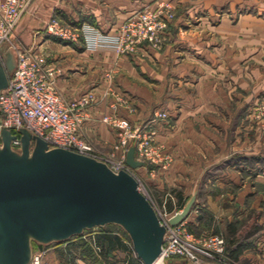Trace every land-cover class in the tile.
Segmentation results:
<instances>
[{"label": "crops", "instance_id": "obj_1", "mask_svg": "<svg viewBox=\"0 0 264 264\" xmlns=\"http://www.w3.org/2000/svg\"><path fill=\"white\" fill-rule=\"evenodd\" d=\"M158 1L34 0L24 12L14 37L26 46L34 42L41 45L49 61L59 68L58 85L66 100L77 99L87 91L96 93L97 100L85 113L82 125L89 139L104 142L117 140L116 128L103 120L106 114L128 117L137 125L144 122L140 120L146 114L142 108L138 113H131L126 106L117 105V96L111 94V86L119 94L135 95L142 102V107L167 108L173 117L170 122L160 121L157 124L158 139L164 145L161 147L162 156L168 152L172 156L168 155L165 162L145 164L135 168V171L145 177L149 187L162 191V194L166 192L167 196L166 190L170 186L180 185L185 189L182 192L184 197H187L190 194L188 180L193 181L198 175L193 188L198 189L207 170L208 159L213 158L215 178L241 187L235 197L220 194V200L215 203L213 222L227 229L229 251L241 264H264V190L255 193L252 183L244 182L240 170L243 166L249 169L244 162L237 159L236 164L229 165L225 161L230 157V161L234 160V152L253 149L251 137L254 123L248 121V117L237 121L233 117L236 109L248 110L254 104L253 79L256 71L251 66L255 60L253 38L239 40L231 34L230 38L220 37L222 39L215 41L214 37L185 35L187 32H183L180 25L184 22L180 18L178 32L186 37L181 40L182 45L169 46L164 52L150 49L149 55L140 56L135 61L116 58L119 69L113 80L108 71L116 59L113 58L115 61L111 63L109 52L88 50L83 43H67L43 32L52 16L67 23L80 25L86 21L103 30L116 29L128 15ZM188 13L193 14V11L188 8L183 15ZM238 26L221 22L216 28L222 35L223 30L233 33L232 30ZM192 43L193 49L190 47ZM258 92L264 94V87ZM224 111H229L224 118L210 116L213 113L218 116L225 114ZM232 124L235 131L228 148V144H223L224 138L220 137L222 129L219 127ZM242 131L246 132L240 133ZM217 145L220 147L217 153H210ZM225 148L227 151H224ZM245 155L248 157L247 153ZM220 173L221 176L218 175ZM225 174L230 176L224 178ZM257 180L264 186V175H258ZM204 184L208 185V181ZM254 210L258 211V215L251 213ZM193 216L194 213L190 214L188 220ZM256 226L260 228L259 232ZM50 258L53 264L59 263L56 246Z\"/></svg>", "mask_w": 264, "mask_h": 264}, {"label": "water", "instance_id": "obj_2", "mask_svg": "<svg viewBox=\"0 0 264 264\" xmlns=\"http://www.w3.org/2000/svg\"><path fill=\"white\" fill-rule=\"evenodd\" d=\"M6 47H4L5 49ZM13 51L0 55V93L15 68ZM22 146L3 127L0 142V264H28L35 243L67 241L87 229L116 223L129 234L137 257L154 264L170 235L152 201L132 172L115 171L96 157L49 142L28 128L20 129ZM126 162L145 165L131 146ZM195 192L170 218L185 220L196 202Z\"/></svg>", "mask_w": 264, "mask_h": 264}, {"label": "built area", "instance_id": "obj_3", "mask_svg": "<svg viewBox=\"0 0 264 264\" xmlns=\"http://www.w3.org/2000/svg\"><path fill=\"white\" fill-rule=\"evenodd\" d=\"M33 1L3 0L0 3L1 58L5 61V52L10 50L17 53L16 66L9 73L8 86L0 93V142L1 131L6 126L16 134L12 140L13 147L20 149L22 146L20 129L28 128L46 139L51 147L61 146L98 158L94 154L92 141L82 130L85 113L97 100L96 93L87 91L77 99L66 100L58 85L59 68L49 61L48 54L41 45L37 42L30 46H20L16 43L15 29ZM161 22L149 14H140L124 26L121 33L113 34L91 22L85 21L77 25L52 16L43 32L67 43H83L88 50L120 52L124 50V45L129 39L127 33L133 32V36L138 37L143 35L144 31L153 32L159 26L162 28L167 25L166 21H163L164 26ZM157 116L165 118L166 113ZM103 120L120 131L117 143L119 150L109 154L115 164L110 165L107 162L115 171L121 169L132 173L135 171V168L126 162L127 152L131 146L136 148V158L145 161V164L164 161L157 149L159 147L156 146L153 125L137 127L126 119L119 120L108 114ZM177 212L165 215L158 213L170 232L163 245L161 255L164 259L172 255H182L197 262H201V258H216L226 262L227 242L224 236L211 234L198 237L191 231L186 219L172 225L170 218ZM55 246L54 243H38L34 246L28 264H51L50 252Z\"/></svg>", "mask_w": 264, "mask_h": 264}, {"label": "rangeland", "instance_id": "obj_4", "mask_svg": "<svg viewBox=\"0 0 264 264\" xmlns=\"http://www.w3.org/2000/svg\"><path fill=\"white\" fill-rule=\"evenodd\" d=\"M188 8L193 11V14L188 13L183 15L184 11L188 10ZM145 13L147 15L149 14L151 16H154L155 19L157 18L158 21L160 20V22L162 21L161 23L163 24V26L165 25L163 21H166L167 25L162 28H160L159 26V28L153 30V32L145 33L144 31L143 35L138 37L133 36V32L127 33L129 39L124 45V50L120 52L110 50L97 51L109 52L110 56H112V63L115 61L113 58H126L128 61H135L136 58L140 56L149 55L151 50L157 52H164L169 46L179 47L180 45H182L181 40L186 38L183 37V34H180L178 32L179 29L177 28V22L180 18L181 21L184 22V24L180 23V26L183 28V32H187V34L185 35H194L196 37L208 36V38L214 37L213 40L215 41L222 39L220 37L230 38L231 34H233V36L239 37V40L243 38L246 39V37L253 38L252 40H254L255 60L251 63V66L253 65L256 71L255 77L253 79V86L255 88L256 93L254 98V104L248 110L236 109L237 111H234L235 113L233 117L234 119H236V121L237 119L240 120L243 117H248V121H252L254 123L252 133L253 135L251 137V139L253 140V149H250L249 152L242 151L244 154L247 153L248 157H250L251 159V162H242L244 165L246 164L245 166H248L249 169L247 170L243 166L242 169L240 168V175L243 178L244 182L248 181L249 183H252V185L255 187V193L263 192L262 189L264 190V186H262L263 184H258L259 181L257 180V177L258 175H264V94L262 92L257 93V91L264 87V73H259L261 71H264V0H183L179 2H174L173 0H160L155 3V5H147L144 8L131 13L130 15H128L125 21L121 23V25L116 29H110L105 31L113 34L121 33L124 26L128 25L130 21L136 19L140 14L145 15ZM221 22H227L232 25L238 24L239 26L237 29L232 30L233 33H231L230 30H223V34L221 35L218 32V29L216 28L217 25H219ZM15 40L16 43L20 46H26L21 44L17 39ZM190 47L193 49V43L190 44ZM13 53L17 62V53L15 51H13ZM117 59L114 63H112L111 69L108 71V76L112 77L113 80L116 79L115 73L119 69ZM130 80L133 79L130 78ZM225 81L226 79L224 80V82ZM110 91L112 95L114 94L115 96H117V105L120 104L122 106H126L129 112L131 113H138L142 108V110H144L146 114L145 116L140 117V120L144 121L143 124L140 123L138 125L134 124L128 117L119 116L118 114L108 115L112 117L114 116L119 120L126 119L131 122L133 126L137 127L153 125L152 129L156 132V146L159 147L157 149H159L160 154H162V148L164 147V145L158 139L159 128L157 124L160 121L170 122L173 117L170 111L167 110V108L148 109L147 107H142V102L135 95L126 93L119 94L117 91L114 90L113 86H111ZM229 99L232 100L231 98ZM160 113L162 115L166 113V117H158L157 115ZM224 113L225 114L219 116L213 113L210 116H223L224 118L228 115L229 111H224ZM113 127L116 128L115 126ZM219 128L222 129V136L220 137L224 138L223 144L224 146L228 144L229 148V144L233 141L232 134L235 131V127H233L232 124L230 126H222ZM116 130L118 133V138L114 142H104L90 138L95 149V156L102 159L103 161L105 160V162H108L110 165H114L115 161L114 159H111L109 157V154H111L113 151L119 150L117 143L120 137V131L118 128H116ZM244 132L242 131L240 133ZM218 149H220V147L217 145L215 148H213L212 151H210V153H217ZM224 151H227V149L225 148ZM235 153L236 152H234L232 156V159L234 160L230 161L231 157L229 159H225V161L228 162L226 164H236V161L238 159L236 155H244L243 153L239 152L235 155ZM168 155L172 156V153L168 152V154H166L165 156H161L164 162L167 160ZM213 160V158L208 159V163L206 164L207 170L205 174L202 175L203 179H200L201 185L198 189H193L195 188L194 186H196L195 182H197L198 175H195L196 177L193 180L194 182L188 180V191L190 192V194L185 197L186 202L195 192H197L198 198L196 199L198 200H196L194 207L190 213H194V216L190 220H188L189 218H186V221L191 231L198 237H205L211 234H219L224 236L227 242L226 262L219 261L216 258H201V262H197L182 255H172L165 259L164 264H241L240 261H238L236 257L232 254V252L229 251V232L226 228H222V226L220 227L218 223L213 222L215 218V203L220 200L221 195L224 193L225 195H227V197H235L237 196V193L241 190V187L233 185L229 181L226 182L225 180H221L220 178L216 179V174L214 173L215 166L214 164H212ZM152 163L153 162L147 164L151 165ZM219 165H221L220 162ZM132 174L136 176L145 194L152 201L159 214L165 215L171 212L180 211L183 208L179 207V205L177 204V193L180 191H185L184 187L180 185L170 186L169 189L166 190L168 194V198H166V192H163L162 194V191L149 187V183L142 174L136 171H134ZM218 175L221 176V173ZM229 176V174H225L223 177L228 178ZM205 181H208V185L204 184ZM171 201L173 202V205L175 207L173 208V210L169 211L168 205ZM251 213L258 215L257 210H254V212ZM106 228L119 229L116 225L112 224L106 226ZM102 229L103 227L101 226L87 229L84 233H82L81 236L73 237L71 238V240L63 242L61 244H56L58 258L60 260L58 264H92L84 256L80 255V253H83L80 248L76 249L70 246H72V242L76 240L78 241L81 237L87 239L88 241H91L94 244V237L100 231H102ZM255 229L257 230V232H259L260 230V228L257 226L255 227ZM244 235L245 232H243V236ZM121 255H124V253L121 252ZM50 261L51 264H53L51 258Z\"/></svg>", "mask_w": 264, "mask_h": 264}, {"label": "trees", "instance_id": "obj_5", "mask_svg": "<svg viewBox=\"0 0 264 264\" xmlns=\"http://www.w3.org/2000/svg\"><path fill=\"white\" fill-rule=\"evenodd\" d=\"M236 157L241 162H251L250 157L241 154H237ZM177 196V204L182 208L186 203V199L181 191L177 193ZM174 207L175 206L171 201L168 205V210L171 211ZM110 224L116 225L119 229L106 228V226H109ZM110 224L101 226L103 227L102 231L94 237L95 245L91 241L81 237L78 241L76 240L72 242V246L70 247L76 249L80 248L83 252L80 253V255L84 256L92 264H144L137 257L128 232L116 223ZM81 235L82 234H79L74 237ZM69 240H71V238ZM63 242H54V244H61ZM37 244L38 243H35V245ZM121 252H123L124 255H121Z\"/></svg>", "mask_w": 264, "mask_h": 264}, {"label": "bare ground", "instance_id": "obj_6", "mask_svg": "<svg viewBox=\"0 0 264 264\" xmlns=\"http://www.w3.org/2000/svg\"><path fill=\"white\" fill-rule=\"evenodd\" d=\"M164 263H165V259L162 255H160L154 264H164Z\"/></svg>", "mask_w": 264, "mask_h": 264}]
</instances>
